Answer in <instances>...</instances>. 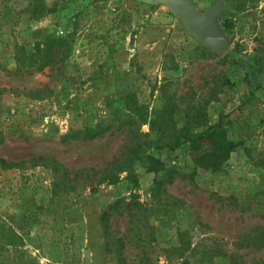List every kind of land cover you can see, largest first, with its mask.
I'll return each instance as SVG.
<instances>
[{
    "label": "rangeland",
    "instance_id": "rangeland-1",
    "mask_svg": "<svg viewBox=\"0 0 264 264\" xmlns=\"http://www.w3.org/2000/svg\"><path fill=\"white\" fill-rule=\"evenodd\" d=\"M188 2L226 53L167 4L0 0V264H264V0Z\"/></svg>",
    "mask_w": 264,
    "mask_h": 264
},
{
    "label": "trees",
    "instance_id": "trees-1",
    "mask_svg": "<svg viewBox=\"0 0 264 264\" xmlns=\"http://www.w3.org/2000/svg\"><path fill=\"white\" fill-rule=\"evenodd\" d=\"M57 9H58V5L54 4L51 9L46 10L44 13L52 14L55 13ZM59 42L61 41H58V43ZM58 43L56 42V44ZM157 125L158 124L156 122L152 124V128L154 129V132H156V134H160L164 136L167 125H164L163 126L164 128L161 127L160 125L159 129L156 130ZM180 134L183 138H185L186 142L191 145L192 158L194 162L202 167L207 166L211 168H219L221 164L228 158L230 152L234 148L231 142H229L228 139L226 138L225 132L217 129V127L211 128L207 131H203L196 135L192 133V130L186 127L180 130ZM168 145H170L171 149H174L178 145V140H175L172 143H168ZM204 147H206V149H204ZM201 151H205L202 156L200 155ZM127 154L135 155L136 157H139V150H137L136 148H129ZM41 160H44V158H34L32 161H41ZM0 164L2 165V167H7V168L17 167L16 165H18L13 163H7L5 160H0ZM174 174L179 175L180 172L172 171L169 173L168 178H171ZM105 179L109 181V183L112 184L115 183L117 180V175L114 173V170H110V174ZM122 203L123 201H119L113 206H110L102 216V225L104 226V235L106 238L109 237V233L111 230L109 224V219L111 217V214L114 210L122 206L121 205ZM126 209L129 210L132 215H134L131 212L133 210L132 207L127 206ZM119 241L121 242L122 240ZM107 246L108 243L106 244V248L108 252H111L112 251L111 248ZM122 262H124V260H122Z\"/></svg>",
    "mask_w": 264,
    "mask_h": 264
},
{
    "label": "water",
    "instance_id": "water-1",
    "mask_svg": "<svg viewBox=\"0 0 264 264\" xmlns=\"http://www.w3.org/2000/svg\"><path fill=\"white\" fill-rule=\"evenodd\" d=\"M152 3L167 4L177 15H181L188 29L206 46L224 54L229 50V43L219 30L216 13L206 12L201 15L188 0H147Z\"/></svg>",
    "mask_w": 264,
    "mask_h": 264
}]
</instances>
